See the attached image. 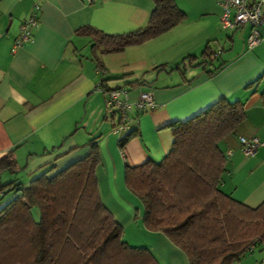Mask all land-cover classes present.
Here are the masks:
<instances>
[{
	"label": "crops",
	"instance_id": "crops-1",
	"mask_svg": "<svg viewBox=\"0 0 264 264\" xmlns=\"http://www.w3.org/2000/svg\"><path fill=\"white\" fill-rule=\"evenodd\" d=\"M174 2L185 11L183 20L141 44L106 52L76 29L90 25L106 34L136 30L147 23L151 0H0V157L11 151L20 167L14 178L21 186L50 167L52 173L81 159L92 142L100 200L122 228L128 227L141 218L142 206L124 185L118 139L134 132L123 146L129 164L157 162L170 147L171 121L187 119L225 97L240 100L245 117L218 143L225 155L220 188L250 207L264 199V38L247 48L248 26L241 25L227 31L228 45L221 46L216 0H191L190 17L184 0ZM34 13L31 38L13 48L21 22ZM239 28H244L240 44L233 36ZM206 44L210 49L203 64L199 58L169 69L184 56H199ZM159 65L168 71L156 70ZM124 73L132 76L113 78ZM133 79L140 82L131 86ZM103 86L122 88L131 102L140 92H151L155 106L133 112L115 130L117 119L109 115ZM252 136L260 144L245 156L238 138ZM15 194L1 200L0 207ZM145 234V245L161 264H187L185 254L165 235ZM232 264H264V249L257 245Z\"/></svg>",
	"mask_w": 264,
	"mask_h": 264
},
{
	"label": "trees",
	"instance_id": "trees-1",
	"mask_svg": "<svg viewBox=\"0 0 264 264\" xmlns=\"http://www.w3.org/2000/svg\"><path fill=\"white\" fill-rule=\"evenodd\" d=\"M151 1L147 23L136 30L106 34L83 25L76 33L106 52H119L168 31L185 17L174 0ZM208 54L206 44L200 57L187 55L169 69L199 58L198 64H203ZM155 69L165 70L166 65ZM260 96L264 103V89ZM244 117L240 100L220 97L187 119L171 121L170 147L157 162H127L123 146L134 132L117 141L123 182L142 206L144 227L165 235L185 254L187 264H231L257 245L264 249V199L250 207L220 188L225 155L218 143ZM97 163L96 145L90 142L87 155L52 173L50 167L25 186L0 182V198L9 191L17 193L0 207V264H161L148 247L130 246L121 239L122 226L98 194ZM19 169L11 151L0 157V172Z\"/></svg>",
	"mask_w": 264,
	"mask_h": 264
},
{
	"label": "built area",
	"instance_id": "built-area-1",
	"mask_svg": "<svg viewBox=\"0 0 264 264\" xmlns=\"http://www.w3.org/2000/svg\"><path fill=\"white\" fill-rule=\"evenodd\" d=\"M91 2V0H87ZM220 8L219 24L223 30H231L241 25L248 26L245 38L247 48L255 46L264 38L260 27H264V0H216ZM37 9V6H35ZM37 19L30 14L19 26V33L13 42V48L22 45L31 38L32 30L36 26ZM110 117H119L114 129L119 130L125 126L128 117L133 112L151 110L154 106V98L151 92H140L135 101H128L126 92L122 88L104 89ZM116 116V117H115ZM238 142L243 155L254 154L260 142L256 137H239Z\"/></svg>",
	"mask_w": 264,
	"mask_h": 264
},
{
	"label": "rangeland",
	"instance_id": "rangeland-1",
	"mask_svg": "<svg viewBox=\"0 0 264 264\" xmlns=\"http://www.w3.org/2000/svg\"><path fill=\"white\" fill-rule=\"evenodd\" d=\"M191 1V0H190ZM190 1L188 0H184V6L187 10V13L189 14V17L193 14V10L194 8L192 7L193 5L190 3ZM182 10V9H180ZM183 11V10H182ZM185 13V11H183ZM244 28H239L237 29L236 32L233 33V36L235 37L234 40L236 41V43L240 44L242 43V32H240V30H243ZM220 31V45L223 46L225 44V42H227V39L225 37L226 34H228V30H223L221 28H219ZM219 40V39H218ZM214 42V41H213ZM228 45V42H227ZM226 45V46H227ZM219 47V46H218ZM214 47H211V49L213 50ZM210 49V48H209ZM226 52L223 53V55ZM185 58V56L183 58H181L179 61H175L172 64H169L170 66H174L175 64H181V61ZM208 67H211L210 65H208ZM170 68V67H169ZM166 71H168V67L165 69ZM165 72V71H163ZM167 73V72H166ZM118 81V80H115ZM114 80L110 81V83L114 86V85H119L121 86V83H115ZM9 172V171H8ZM8 172H2L4 174H2L3 176H1L0 178V182H6L7 180L9 181H13L15 183H18L19 185L21 184V181L19 179H15L14 176L20 174V172H13V173H8ZM5 174H8V176H6ZM8 181V182H9ZM12 193V191L6 192L4 193L1 198L0 201L5 200L7 197H9V195ZM32 216L34 219H36L38 217V213L37 210H35L33 208V210H31ZM143 223L141 219H138L137 221H134L130 226L128 227H123V232L121 235V239L126 242L128 245L130 246H145L147 247L145 244L148 242H146V240H149V238L146 236L145 231L149 230V229H145L143 227ZM149 231H153V230H149ZM232 264V263H231Z\"/></svg>",
	"mask_w": 264,
	"mask_h": 264
}]
</instances>
